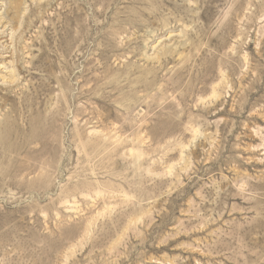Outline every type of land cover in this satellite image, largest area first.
<instances>
[{"label": "rangeland", "instance_id": "1", "mask_svg": "<svg viewBox=\"0 0 264 264\" xmlns=\"http://www.w3.org/2000/svg\"><path fill=\"white\" fill-rule=\"evenodd\" d=\"M0 264H264V0H0Z\"/></svg>", "mask_w": 264, "mask_h": 264}, {"label": "bare ground", "instance_id": "2", "mask_svg": "<svg viewBox=\"0 0 264 264\" xmlns=\"http://www.w3.org/2000/svg\"><path fill=\"white\" fill-rule=\"evenodd\" d=\"M9 43V42H8Z\"/></svg>", "mask_w": 264, "mask_h": 264}]
</instances>
